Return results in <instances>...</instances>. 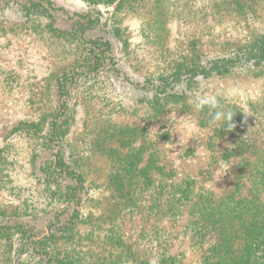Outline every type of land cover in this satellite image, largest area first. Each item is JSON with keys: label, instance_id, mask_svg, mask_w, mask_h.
I'll return each mask as SVG.
<instances>
[{"label": "rangeland", "instance_id": "374dc122", "mask_svg": "<svg viewBox=\"0 0 264 264\" xmlns=\"http://www.w3.org/2000/svg\"><path fill=\"white\" fill-rule=\"evenodd\" d=\"M124 1L115 13L117 2L94 7L85 0H45L52 21L27 16L16 3L2 5L0 219L44 228L47 213L76 216L67 237L51 247V264H155L173 257L203 264L210 245H199L189 221L202 197L221 202L238 191L236 199L264 203L247 166L264 161V63L250 68L242 62L225 75L201 79L178 102L162 98L159 112L139 103L141 88L181 65L250 48L264 35V0L240 7L235 0ZM87 14L98 27L107 22L120 32L119 46L107 53L116 65L105 58L96 73L83 69L86 52L68 36ZM233 84L242 95L229 105L235 113L231 130L211 124L207 109H193L197 90L216 94ZM63 99L72 115L65 155L88 189L72 204L49 197L41 169L60 160L46 155L44 142ZM118 182L127 183L125 197ZM183 193L190 201L177 202ZM18 252L15 235L0 237V264L17 263Z\"/></svg>", "mask_w": 264, "mask_h": 264}, {"label": "trees", "instance_id": "16d2710c", "mask_svg": "<svg viewBox=\"0 0 264 264\" xmlns=\"http://www.w3.org/2000/svg\"><path fill=\"white\" fill-rule=\"evenodd\" d=\"M85 1L94 7L111 6L117 2L115 13L125 5L124 0ZM245 2L246 0H235L237 7ZM11 3L24 6L27 16L33 14L48 16L51 21L53 20V17L48 15L49 6L45 0H0V13L5 15L6 11L2 5L10 6ZM80 17L76 21V28L73 32L70 31L68 36L81 43L86 52L83 69L89 70V73H96L104 66V59L108 58L107 53H110L114 46H119L120 32L107 22L102 23L103 27H98L97 20L90 14ZM54 30L64 33L57 28ZM108 59L116 65L115 55ZM242 62L247 63L250 68L264 63V35L259 36L248 49L214 57L203 64L192 62L181 65L177 72L166 76L159 75L157 82L151 81L143 85L141 88L143 96L139 99V103H147L153 110L158 111L156 103H161L162 98L166 99V103L178 102L185 97L194 83H198L201 79L225 75ZM66 81L68 82V79ZM60 89L61 85H59ZM63 100L46 125L44 142L46 155L52 158V154L56 153L60 160L55 163L44 162L41 169L43 183L50 187L49 197L55 201H69L72 204V199L80 202L84 196L83 191L87 194L88 189L84 175L65 155L66 149L63 143L72 115L70 110H67L68 101ZM261 163L253 162L247 166L253 167V170L251 169L254 171L251 174L254 177L253 182L264 191V161ZM126 184L123 182L116 184V190L120 192L121 197H125ZM189 186L188 184L187 187ZM238 193L236 191L227 195L220 200L221 202H217L218 199L211 194L203 196L202 205L191 211L193 215L189 221L194 239L201 241L199 245H210L203 256V264H264V203L259 197L236 199ZM190 199L187 193H183L176 201H190ZM50 215L51 213H47V217L42 216V221H45L44 228H37L31 221L23 219H0V237L11 235L16 237L19 248L17 254L21 256L15 264H27L25 262L27 258L32 261L29 264H51L53 261L51 247L58 240L67 237V233H64L68 231L76 216L68 218ZM177 215L179 218L180 214ZM11 264H14V261ZM155 264H181V262L173 257Z\"/></svg>", "mask_w": 264, "mask_h": 264}, {"label": "clouds", "instance_id": "9594fccd", "mask_svg": "<svg viewBox=\"0 0 264 264\" xmlns=\"http://www.w3.org/2000/svg\"><path fill=\"white\" fill-rule=\"evenodd\" d=\"M200 88L203 89L204 85H200ZM241 95L242 90L238 84H233L222 93L216 94L197 90L191 100V105L196 111L207 109L211 124H223L225 129L231 130L235 126L233 122L235 113L229 105L235 103Z\"/></svg>", "mask_w": 264, "mask_h": 264}]
</instances>
